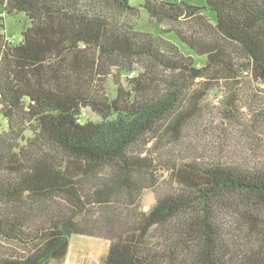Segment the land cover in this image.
Listing matches in <instances>:
<instances>
[{
    "label": "trees",
    "instance_id": "obj_1",
    "mask_svg": "<svg viewBox=\"0 0 264 264\" xmlns=\"http://www.w3.org/2000/svg\"><path fill=\"white\" fill-rule=\"evenodd\" d=\"M0 6V237L21 248L0 252V264L61 261L79 234L109 241L102 264H264V168L167 152L153 160L141 148L177 139L199 110L202 91L188 96L197 80L233 87L249 73L264 86V0L140 3L201 66L137 30L130 0ZM16 13L29 25L13 43L2 16ZM110 67L124 82L113 96L92 91ZM157 170L177 187L144 211L138 199Z\"/></svg>",
    "mask_w": 264,
    "mask_h": 264
},
{
    "label": "rangeland",
    "instance_id": "obj_2",
    "mask_svg": "<svg viewBox=\"0 0 264 264\" xmlns=\"http://www.w3.org/2000/svg\"><path fill=\"white\" fill-rule=\"evenodd\" d=\"M142 1L130 0V3L139 7ZM185 1L196 5L205 3V0ZM205 12L212 20L215 19L214 12L210 10ZM2 17L6 36L13 43H18L21 40L22 30L29 25L28 19L23 13ZM135 28L153 35H162L175 43L183 54L192 55L196 66L203 64L204 58L195 56L193 51L181 43L174 33H162L159 24L150 20L147 12L141 7H139ZM107 70L105 76L96 77L91 90L102 94L107 92L113 96L117 83L124 82V75H119L114 67ZM237 81L233 87L221 83L208 89L209 87L205 88V85L203 86L200 84L201 81L197 80V83L191 86L188 96L202 91L201 100H198L199 110H195L186 118L187 122L176 140H173L169 134L162 138V142L151 140L141 147L142 151L148 149L144 154H149L153 160L159 157V153L167 152L177 159H194L208 163L224 162L264 168V86L254 80L249 73L241 74ZM229 103L235 106L234 110H230L231 113H229ZM85 112L86 118L98 119L95 114L87 110ZM6 129L7 120L0 114V133ZM153 174V179H150V175L147 176L148 179H145L147 187L141 190L138 199L144 211L149 209L159 195L177 187L167 173L157 170ZM101 175L105 176L106 172ZM120 200H125V198H120ZM108 244L109 241L101 235H73L64 259L50 264H102ZM19 250H21L19 243L0 237L1 253L14 254Z\"/></svg>",
    "mask_w": 264,
    "mask_h": 264
}]
</instances>
